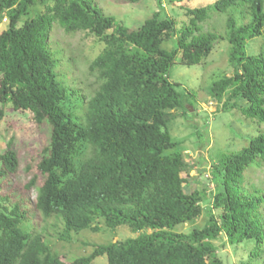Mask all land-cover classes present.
<instances>
[{"label": "trees", "instance_id": "1", "mask_svg": "<svg viewBox=\"0 0 264 264\" xmlns=\"http://www.w3.org/2000/svg\"><path fill=\"white\" fill-rule=\"evenodd\" d=\"M185 8L189 20L180 29L161 10L131 29L95 0H0V21H8L0 33V117L11 104L32 112L49 134L34 165L40 181L34 176L25 185L37 189L32 212L57 220L64 241L103 223L136 233L64 259L46 232L22 225L32 213L14 187L20 160L9 141L0 153V264H94L97 256L108 264H223L219 240H254L251 257L264 258V178L256 177L264 174V49L246 51L264 35V0ZM213 10L227 13L223 34L201 32ZM80 34L102 43L93 58L72 45ZM170 39L173 46L163 48ZM221 39L230 45V71L210 86L211 99L225 112L238 108L258 129L243 135L241 149L212 162V191L191 182L169 131L174 112L188 111L170 71L178 58L201 63ZM204 212L202 227L181 230Z\"/></svg>", "mask_w": 264, "mask_h": 264}, {"label": "rangeland", "instance_id": "2", "mask_svg": "<svg viewBox=\"0 0 264 264\" xmlns=\"http://www.w3.org/2000/svg\"><path fill=\"white\" fill-rule=\"evenodd\" d=\"M214 1L184 0L183 3L185 7H202L212 4ZM95 2L104 12L115 16L118 22L131 29L139 27L147 17L157 10L174 18L177 29H180L189 20L185 14L186 8L172 0H160L161 6H159L158 0H145L138 3H130L127 0H95ZM226 17L227 13L213 10L210 16L200 23L201 32L223 34L226 29ZM7 22L6 17L0 21V33L6 28ZM71 43L73 46H77L81 54L87 58H93L103 47L102 43L92 37H84L83 34L75 36ZM172 46V39L163 43V48L170 49ZM229 48L230 45L226 40H217L212 52L201 63L184 65L179 62L178 58L170 71V79L181 93L188 111L185 114L181 109L174 112L175 119L169 122V131L172 139L180 143L178 148L184 151L187 174L192 176L191 182L195 181L199 187L203 184L206 188L209 186L208 189L212 191L214 189L212 162L221 152L241 149L248 143L243 135H255L258 129L256 124L252 120L246 119L238 108L232 109L230 113L225 112L220 103L211 99L210 86L225 74L224 71H230ZM261 49H264V35L250 40L246 44L248 54H256ZM78 65L80 71L87 67L84 59ZM48 135V128L44 124H37L32 112L15 110L11 104L5 106L4 114L0 117V153L6 150L9 141H13L15 149L18 151L20 164L18 176L14 178V187L22 192L19 198L24 200L23 209L32 213H29V218L22 223L25 229L48 233H45V236L53 251L67 261L81 256H89L94 251V245L135 237L136 233L127 225L110 229L103 223L99 226L100 230L86 229L79 234H74L71 240L64 241L58 239L57 230L61 227L57 220L44 219L38 212L36 214L32 212L37 189L35 186L27 190L25 185L34 176L40 181L38 170L34 165L40 150L45 146ZM256 174H258L257 178H264L261 170H257ZM193 178L195 179L193 180ZM208 189L206 190L207 194ZM4 193L5 190L0 187V197L4 196ZM209 197L204 200V207L207 206L205 201H209ZM206 222L207 215L204 212L195 221L182 226L181 230L187 232L194 227H202ZM216 245L218 246L217 253L223 260V264H264V258L254 259L251 257L250 253L255 248L254 240H245L235 244L227 243L226 245L223 244V240H219ZM93 263L108 264V261L106 256H97Z\"/></svg>", "mask_w": 264, "mask_h": 264}]
</instances>
